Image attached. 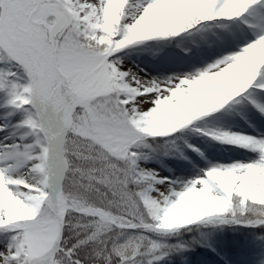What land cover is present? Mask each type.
<instances>
[{
	"label": "snow or ice",
	"instance_id": "6c2138e0",
	"mask_svg": "<svg viewBox=\"0 0 264 264\" xmlns=\"http://www.w3.org/2000/svg\"><path fill=\"white\" fill-rule=\"evenodd\" d=\"M259 8L0 0V264H161L174 251L165 241L186 231L264 226V139L197 126L245 103L264 114V26L238 51L164 78L120 59ZM189 128L256 158L171 180L140 166L150 142Z\"/></svg>",
	"mask_w": 264,
	"mask_h": 264
},
{
	"label": "rangeland",
	"instance_id": "374dc122",
	"mask_svg": "<svg viewBox=\"0 0 264 264\" xmlns=\"http://www.w3.org/2000/svg\"><path fill=\"white\" fill-rule=\"evenodd\" d=\"M264 8L257 9L253 14L246 16V18H241L236 21H226V22H212L208 26V30L203 33H196L195 35L183 34L181 37L170 38L164 41H150L139 46H135L130 49L124 50L120 54V59L125 63L129 60L127 54L130 56L136 57L141 51L142 56L146 57L150 62L149 70L145 69L147 74H150L151 77L162 78V75H165L164 68H170V65H175L176 70L171 71L172 75L182 72L179 68L181 65V58L186 57L189 53L194 50V47H199L201 41L204 37L211 38L215 36L217 42L219 43L220 39L228 36L231 31L241 32L243 39L240 37H235L238 40L236 46H229L227 49H223V55H228L231 52L238 51L242 44V41L248 39L247 36L243 35L251 30L255 25L253 18L256 16H263ZM195 32V30H192ZM238 32V33H239ZM187 46H190L188 48ZM175 52L179 55L175 59H162L160 54L163 52ZM131 52V53H130ZM221 54L213 55L211 57H206L202 61L205 63H211L213 60L220 58ZM193 64V61L188 62ZM207 63L203 67L207 66ZM163 73V74H162ZM263 94H258V99H262ZM254 108L251 103H245L243 105H237L234 109H231L228 112H222L216 114L215 116L206 119L203 122H198L199 127L208 130V131H226L225 125L227 123L235 125V119L238 115L245 113V111ZM163 143L162 150L153 147L144 149L142 151V156L145 157L141 159L140 166L145 169L155 173H158L161 177H167L168 179L175 178H191L195 173L206 166V164L212 160L217 154H225L229 151H234L242 156V158H247L248 160H253L256 158L255 155L248 154L246 152L240 151L237 152V147L233 144L222 143L220 141L214 140L211 136H206L198 132L192 131L191 128L183 131L182 133L176 134L175 137L168 140L160 139ZM249 162V161H248ZM174 218L170 219L169 223H173ZM228 226V225H224ZM222 226V227H224ZM237 227V225L235 226ZM212 228H201L200 232L205 233V237H208L209 231ZM180 236V235H179ZM177 236L171 237L165 241H172L176 239ZM208 244H211V247L218 248L219 250L227 249L229 245L226 242H212L208 241ZM199 244L192 246L189 244H184L183 246H173L176 250L179 249H196ZM201 245V244H200ZM206 246L205 244H203ZM201 245L202 247H204ZM235 251L230 256L224 254L223 258L219 261L213 260L209 251L204 247L201 251H195L189 255V258L184 264H264V248L262 246H256L255 242H246L245 238H239L238 242H235L233 246ZM222 248V249H220Z\"/></svg>",
	"mask_w": 264,
	"mask_h": 264
},
{
	"label": "bare ground",
	"instance_id": "6f19581e",
	"mask_svg": "<svg viewBox=\"0 0 264 264\" xmlns=\"http://www.w3.org/2000/svg\"><path fill=\"white\" fill-rule=\"evenodd\" d=\"M253 21H255V25L253 26V30L246 32V35L248 37L247 40L242 41L241 46L244 47L246 43L252 42L255 39V32L259 30L261 26H264V15L263 16H256L253 18ZM217 22H226V21H217ZM212 23V22H210ZM239 31H231L228 36L231 38V43L229 46H236L238 43V40L235 39V37H241L242 34ZM244 34V33H243ZM139 46V45H138ZM190 48V46H187ZM240 47V48H242ZM239 48V49H240ZM223 51V48L220 47V43L217 42L215 36H211V38L204 37L203 40L201 41V45L199 47L195 46L194 50H192L189 55L186 57H182L181 60V65L179 66L180 70L182 72H190L193 70V67L196 69L202 68L204 66V62L202 61L206 57H211L213 55H220ZM131 53V52H130ZM162 59H175L178 58L179 55L175 52L167 51L163 52L160 54ZM127 57H129V60L124 63V65L127 68H131L134 71L139 72L141 75L144 76L145 79L148 78H153L150 76V74H147L145 69L149 70L150 68V62L146 57L142 56L141 51H139L138 55L136 57L130 56L127 54ZM193 61L194 65L189 64L188 62ZM176 70L175 65H170V68H165L164 73L165 75H162L161 77H167V76H172V72L169 70ZM163 74V73H162ZM261 102H264V94L262 96V99L260 100ZM260 115L255 111L253 108H251L248 111H245V113H242L241 115H238L237 118L235 119L236 123L235 125H231L227 123L225 125V129L228 132L235 133V134H252V135H264L263 132H261L262 127H257V124H260ZM0 123H3V121H0ZM2 135V134H0ZM240 150L237 147V152ZM250 162L247 158H242V156L238 153H235L234 151H229L228 153L225 154H217L212 160H210L206 166L208 165H216V164H222V165H227V164H232V163H237V162H243L247 163Z\"/></svg>",
	"mask_w": 264,
	"mask_h": 264
},
{
	"label": "trees",
	"instance_id": "16d2710c",
	"mask_svg": "<svg viewBox=\"0 0 264 264\" xmlns=\"http://www.w3.org/2000/svg\"><path fill=\"white\" fill-rule=\"evenodd\" d=\"M162 140H157L152 142L153 147L158 148V150H162L163 143ZM228 225L224 227L212 228L209 231L208 237H205L204 232H200L201 230L196 231H186L180 236H177L176 239H172V241L168 242L170 248L174 249L166 259H164L161 264H184L190 252L193 249H179L176 250L173 246L179 245L180 247L184 244H191L195 246V244H199L197 246V250L201 251L205 248L210 249L209 253L213 257V259L218 260L226 254V256H230L234 251L233 249H222L219 250L217 247H211V244H208V241L215 242H234L239 237H246L248 240H255L259 246L264 248V226L261 227H246L243 225ZM205 244L206 246L202 247L201 245Z\"/></svg>",
	"mask_w": 264,
	"mask_h": 264
}]
</instances>
